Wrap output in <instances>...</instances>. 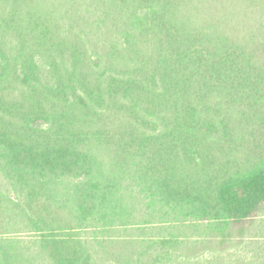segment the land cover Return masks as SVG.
Listing matches in <instances>:
<instances>
[{
    "label": "trees",
    "instance_id": "1",
    "mask_svg": "<svg viewBox=\"0 0 264 264\" xmlns=\"http://www.w3.org/2000/svg\"><path fill=\"white\" fill-rule=\"evenodd\" d=\"M112 248L264 264V0H0V264Z\"/></svg>",
    "mask_w": 264,
    "mask_h": 264
},
{
    "label": "rangeland",
    "instance_id": "2",
    "mask_svg": "<svg viewBox=\"0 0 264 264\" xmlns=\"http://www.w3.org/2000/svg\"><path fill=\"white\" fill-rule=\"evenodd\" d=\"M141 217H142V213L139 215L138 214V217L137 218H140L141 219ZM121 233H125V232H121ZM136 234L137 233H134L133 231H128L127 232V235L129 236V239L130 238H132L131 236L132 235H135L136 236ZM113 235V234H112ZM112 235H111V237H112ZM114 236V235H113ZM134 236V237H135ZM115 238V237H114ZM128 238V237H127ZM123 239H125V240H127L126 238H123ZM133 249V248H132ZM135 250H139V249H135ZM116 253V248H112V249H109V251H108V249L106 250V252L105 253H103V261H101V263L103 262L104 264H109V263H111V262H113V260H112V258H114V255L113 254H115ZM102 263V264H103Z\"/></svg>",
    "mask_w": 264,
    "mask_h": 264
}]
</instances>
